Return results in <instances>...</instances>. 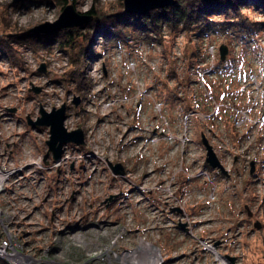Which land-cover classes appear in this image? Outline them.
<instances>
[{
  "label": "rangeland",
  "instance_id": "rangeland-1",
  "mask_svg": "<svg viewBox=\"0 0 264 264\" xmlns=\"http://www.w3.org/2000/svg\"><path fill=\"white\" fill-rule=\"evenodd\" d=\"M69 1L109 24L124 5ZM231 3L210 25L87 26L66 50L58 36L29 35L59 18L58 0H0V161L46 155L49 128L28 117L67 104L86 139L68 189L80 190L75 211L107 224L103 238L96 228L101 248L124 252L142 237L161 264H218L216 250L232 264H264V1ZM203 135L228 173L207 162ZM94 252L66 264H104Z\"/></svg>",
  "mask_w": 264,
  "mask_h": 264
},
{
  "label": "built area",
  "instance_id": "built-area-1",
  "mask_svg": "<svg viewBox=\"0 0 264 264\" xmlns=\"http://www.w3.org/2000/svg\"><path fill=\"white\" fill-rule=\"evenodd\" d=\"M70 118L64 121L69 130ZM80 146L84 145L65 143L58 160L50 152L47 158L45 154H26L17 162L0 161V264H66V260L76 262L83 250L96 249L99 252L91 260L101 258L107 264V246L101 248L96 232L98 228L103 229L97 230L101 236L107 234V224L101 228L92 212L82 215L75 211L80 190L69 191L73 184L68 175L77 173L79 181L82 173L77 166L80 154L83 158Z\"/></svg>",
  "mask_w": 264,
  "mask_h": 264
},
{
  "label": "water",
  "instance_id": "water-1",
  "mask_svg": "<svg viewBox=\"0 0 264 264\" xmlns=\"http://www.w3.org/2000/svg\"><path fill=\"white\" fill-rule=\"evenodd\" d=\"M123 2L124 9L127 13L144 15L151 10L172 7L176 4L177 0H123ZM94 18L95 15L93 13L79 12L76 10L73 3H69L63 8L58 19L55 21L42 22L32 27L29 31L35 34H50L65 28L84 27L91 23ZM228 52L229 49L226 45L220 47L222 60L226 59ZM40 69L45 70V65L42 64ZM33 90L38 93L41 91V87H34ZM78 103L79 99H76V104ZM66 111L67 106L64 104L59 108H53L52 111H47L42 108L41 115L36 120L28 117V123L32 127H50V137L47 140L49 151L46 154V158L49 156L50 152H52L55 160L60 159L63 152V145L65 143L73 142L79 145H84L86 143L85 132L82 128L68 130L65 126L64 121L66 119ZM202 140L208 149L206 159L209 165L213 168H219L224 173H228L208 138L203 135ZM108 165L114 174H124L126 172L124 165L120 162L114 163L109 161ZM233 260L234 259L232 258V261Z\"/></svg>",
  "mask_w": 264,
  "mask_h": 264
},
{
  "label": "trees",
  "instance_id": "trees-1",
  "mask_svg": "<svg viewBox=\"0 0 264 264\" xmlns=\"http://www.w3.org/2000/svg\"><path fill=\"white\" fill-rule=\"evenodd\" d=\"M58 1L63 4L64 7L70 2L69 0ZM226 1L232 2L231 4H234L233 7L235 8H237V2H241L243 4L248 2V0H177L176 4L172 7L151 10L144 15L127 13L124 9V5H122L120 11L115 16V19L110 21V24L119 28L134 20L133 22L135 23V26L142 25V28L145 27L147 30H155L157 26H162V24L167 23L169 26L172 25L174 28H178L181 24H183V26L190 27L194 23L202 24L203 22L210 25L209 16L219 10V5ZM88 12L96 14L94 9H91ZM96 16L94 21L89 23L90 25L87 24L84 27L94 26L100 32L105 31V26L110 25L107 23L109 21L105 19V14L101 17L104 19H99L100 17L98 18ZM84 27L65 28L50 34L29 33V35L44 37L46 39H55L58 36L60 38V47L67 50L68 48H75L77 38H79L80 34H82V32H80V28ZM27 40L29 39H26L25 41ZM2 46L6 49V45H0V47ZM78 55L79 54L74 56V58L78 57ZM80 60L81 59H79V61ZM76 61L79 62L78 60Z\"/></svg>",
  "mask_w": 264,
  "mask_h": 264
},
{
  "label": "bare ground",
  "instance_id": "bare-ground-1",
  "mask_svg": "<svg viewBox=\"0 0 264 264\" xmlns=\"http://www.w3.org/2000/svg\"><path fill=\"white\" fill-rule=\"evenodd\" d=\"M67 117H70V114H67L66 118ZM1 180L2 178L0 177V182ZM209 247L215 249L213 246ZM216 254L219 259L218 264H232L217 250ZM104 256L106 257L107 264H161L160 259L162 254L157 245L141 237L140 242L133 249L124 252H116L110 251L107 248V252L104 253Z\"/></svg>",
  "mask_w": 264,
  "mask_h": 264
}]
</instances>
